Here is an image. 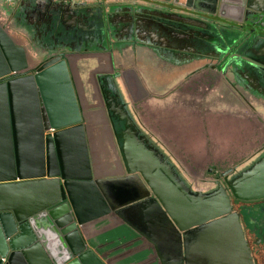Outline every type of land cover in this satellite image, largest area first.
<instances>
[{
	"label": "water",
	"instance_id": "obj_1",
	"mask_svg": "<svg viewBox=\"0 0 264 264\" xmlns=\"http://www.w3.org/2000/svg\"><path fill=\"white\" fill-rule=\"evenodd\" d=\"M13 1V11L0 14V264H108L89 238L98 234L91 225L110 217L149 247L156 264H256L233 200L264 199V157L222 173L225 185L215 180L212 188L195 187L124 111L127 130L117 137L119 159L111 165L117 172L106 173L98 167L91 129L108 118L99 109L97 78L121 83L126 72L114 75L110 53L88 50L84 28L58 25L66 14L84 22L82 12H64L79 9L82 0ZM101 1L96 14H86L100 34H107L103 26L121 4L156 17L223 23L243 36L240 48L245 44L237 57L233 46L226 50L227 66L243 62L264 72V63L249 57L264 50V6L255 0ZM30 2L60 9L48 53L32 50L30 31L13 26L21 5ZM108 31L113 41L115 31ZM89 62L93 69L84 74L94 92L88 105L78 85L85 77L77 79L73 66ZM109 230L106 239L114 236Z\"/></svg>",
	"mask_w": 264,
	"mask_h": 264
},
{
	"label": "crops",
	"instance_id": "obj_2",
	"mask_svg": "<svg viewBox=\"0 0 264 264\" xmlns=\"http://www.w3.org/2000/svg\"><path fill=\"white\" fill-rule=\"evenodd\" d=\"M84 6L95 9L93 3L85 2ZM66 12L76 14L73 8ZM5 13L1 8L0 14L4 16ZM149 13L146 9L131 11L129 15H125L124 11H113L107 20V26L114 31L118 28L112 35L117 41L113 40L110 43H106L105 40L103 42L99 30L95 28L96 24H90V20L87 21L86 18L84 22H79L67 14L65 19L59 18L58 25L72 26L80 30L84 28L91 36L90 40L82 39L88 49L91 51L95 47L98 54L110 53L112 60L118 52L125 57L151 56L153 67L156 70H159L156 68L159 67L164 74L151 71V80L146 79L142 64H139L141 65L139 67L136 64L129 67L128 63L132 62L126 60L127 68L119 69L113 66V74L124 72L126 74L122 77L121 83L118 82V86L111 85L117 87L118 91L121 88L122 92L119 91V94L128 105L127 108L136 123L138 122L137 125L140 126L138 129L141 128L144 135L151 137L153 143L167 153L187 179L200 181L207 177L206 175L214 176L213 171L232 169L256 155L264 145V107L254 100H249L248 103L233 93L237 92L232 83L233 63L228 66L226 72L219 69L220 65L216 66V60H220L221 55L215 56L216 52L210 45L212 35L204 30L199 33L192 19L180 16L179 20L176 19L170 24L166 23L164 18H155L156 16L148 18ZM124 18L126 20L122 21ZM16 19L17 31H30L31 37L28 40L32 47L43 52L49 49L46 43L50 37L56 35L51 33L50 28L56 26L55 22L44 21L31 26L32 23L28 25L29 21L27 22L20 13H17ZM181 19L185 21L181 23ZM141 22H144L143 26ZM147 24L153 29L156 25H162L165 33L159 36L153 34L147 29ZM101 40L103 43L100 44ZM66 42L74 43L73 40ZM99 44L101 47L104 45L106 50L97 48ZM155 59L158 61L155 62ZM239 64L246 67L239 69L242 74L252 78V72L248 70L251 66L243 62ZM211 65H215L216 68ZM73 68L76 78H80L81 65H75ZM87 81L78 79V85L84 102L89 105L92 102L90 92H94V85L92 81ZM88 83L92 84L91 87ZM197 85H202L205 89H198L201 92L198 93ZM226 116L236 120L241 136L239 134H233V137L232 134L226 136L224 133L221 135V132H217L219 128L212 127V123ZM208 121L207 126L205 122ZM190 129L199 138L194 149L187 140V135H190L188 133H191ZM92 131L98 167L106 173L117 172L111 168V165L117 162L119 153L110 131L107 127ZM222 136L227 137L229 145ZM105 159L108 163L104 162ZM91 226L98 234L89 239L96 244V250L105 257L108 264H156L155 259H151L149 247L124 224L110 217ZM107 228L113 231L114 236L106 239Z\"/></svg>",
	"mask_w": 264,
	"mask_h": 264
},
{
	"label": "flooded vegetation",
	"instance_id": "obj_3",
	"mask_svg": "<svg viewBox=\"0 0 264 264\" xmlns=\"http://www.w3.org/2000/svg\"><path fill=\"white\" fill-rule=\"evenodd\" d=\"M92 3L95 6L98 5L97 0H95ZM61 5H62V9L64 10L66 8L67 4H62V2H61ZM121 5L122 6L120 8L115 9V10H116V12L124 11L125 15H129V13L131 11H135V10L139 11L140 9L144 10V8H139L137 6H132L130 4H121ZM255 6L257 8L263 7L264 6V0H255ZM7 8H8V11H10V10H11V12L13 11V7L11 4H8ZM56 8H57V10L60 11V9L58 7H56ZM56 8H55V10H56ZM77 9L78 8H73V11L82 12V16L84 18H86V14H90V13L96 14L99 11L98 8H97L98 11L94 10L93 8H92L93 9V11H92L91 8H88L84 5H81L79 7V9L78 10ZM81 9H83V10H81ZM66 11H68V9L64 10L65 13H66ZM147 11L150 12L149 10H147ZM14 13H16V12H14ZM149 14H151V15L148 18H153L156 16V14H152V13H149ZM49 15H50V17L52 16L51 14H49ZM66 16H67V14H66ZM142 16L146 17V15H144V14ZM110 17H111V15L109 16V18ZM155 18H157V17H155ZM161 18L162 19L164 18L163 20L167 21L166 23H170V24H173L176 19L177 20L180 19V18H176V17L173 18L172 16L170 18L160 17V19ZM45 19H47V18H45ZM52 20H54V18L47 20V21L51 22ZM125 20H126V18H124L122 21H125ZM157 20H159V19H157ZM181 20H182L181 23H183L184 19H181ZM16 23H17V19L15 18L14 22H13V26L15 27V29H16ZM138 23L140 24L139 21H138ZM194 24L197 26L195 28L199 29V31H200L199 33H201V31L204 30V31H206V33H209L212 35L211 36L212 43L210 45L216 52L215 56L221 55L220 60H216V64H217L216 66L218 67V65H220L219 69H221L222 72H226L228 70V66H227L226 62L229 58H227L228 56L225 55V52H227L226 50H228V48L230 46H233V49H235L234 52L237 53L236 54V57H237V55H239V53L242 52L243 49H245L244 48L245 44L242 46L243 48L239 47V42L241 40H244L243 36L238 35L233 31H230V29H228L226 27V24L223 25V23H219L218 28H216V25H214L212 23L203 24V23L194 22ZM28 25H29V23H28ZM50 28H53V26ZM154 30L158 31V32L165 33L163 31L164 29L162 28V25L154 26ZM100 35L102 36L100 38H102V40L104 42L105 34L102 33ZM102 40H101L100 44L103 43ZM100 44H99V46H97V48H101L102 50H106V47L104 45H103V47H101ZM210 45H209V47H210ZM51 49L52 48H49L47 51L45 50L43 52L40 49L32 47V50H35V51L38 50L37 52H40V53H48ZM92 50H94V52L96 54L99 53V52H96L95 47ZM231 53H232V50L230 51V54ZM231 55L233 56V54H231ZM139 57L140 56H137V55H131V56L129 55V56L125 57L124 55H122L121 52H118L117 54H115V56H113V66H116L119 69L127 68V67H125V61L128 60V61L132 62V64L127 62L129 67L134 66V64H136L139 67V66H141V65H139V64H141ZM249 57L252 58L253 60H255L254 62H258V63L262 64V63H264V50H262V51L257 50L256 53L255 52L251 53V55ZM229 60H231V59H229ZM84 61H87V60L84 59ZM239 63L240 62H238V63L234 62L232 64L233 70H234V79L232 80V83L234 85V90L237 91V92L233 91V93L238 98L245 99L248 103H249V100H254L255 102H258L259 104H262L264 107V72L261 69L256 68V66L250 65L251 66L250 69L247 68L248 70H250L252 72L251 73L252 78H250L249 75H243L241 70H239L245 66V65L243 66L242 64H239ZM211 66L213 68L214 67L216 68L215 65H211ZM90 67H92V68H90ZM87 68H90V71H92V69H93L92 63H90V62H89V64L86 63L85 66L81 65V73L84 77H85V74H84L85 71L84 70ZM146 68H147L148 73H151V71H152L151 68L149 66H146ZM244 68H246V67H244ZM116 74H114V75H116ZM97 77H98V75H97ZM85 79L87 80V77H85ZM110 79L111 78H100V79L97 78L98 85L100 87L99 89L101 90L100 96L102 97V100L104 103V106L100 107L99 109H104L106 111L105 114L108 118L106 120H103L102 123L100 124V126L97 125L95 122L94 123L92 122L91 129H100L103 127H107L108 130L110 131L111 135H112L114 145L117 147V149L119 151V146H118L119 144L117 141V137L118 136L121 137L122 133L126 132V130H127L126 120L122 116L124 114L123 112L127 111L128 105H126L124 103L123 99L121 98L119 91H118V88L117 87L114 88L112 86V85L118 86V83L116 81H114V79L113 80L112 79L110 80ZM89 85L91 87L92 84H89ZM109 116H110V118H109ZM133 118L134 117L132 116V119ZM135 122H136V120H135ZM263 157H264V145L260 149V151L256 154L255 160L263 158ZM118 159H119V157H118ZM105 160H104V162L108 163L107 159H105ZM226 171L227 170L221 171L218 174H217V171H213L212 174L214 176L208 175L207 177L200 179V181L199 180L198 181H195V180L191 181V180L187 179L185 176H183V177L192 186L206 187L207 186L206 183H208V188H212L215 185L209 181L218 180L223 185H225V180L227 177H222V178H219V177L222 173H224ZM233 209H234V212H237L239 214V217H240V220H241V223H242V226L244 228L245 235H246V239L248 241V245H249L250 251L252 253V256L255 260V263L256 264H264V199H259L256 201H239V200L234 199L233 200Z\"/></svg>",
	"mask_w": 264,
	"mask_h": 264
},
{
	"label": "rangeland",
	"instance_id": "obj_4",
	"mask_svg": "<svg viewBox=\"0 0 264 264\" xmlns=\"http://www.w3.org/2000/svg\"><path fill=\"white\" fill-rule=\"evenodd\" d=\"M75 1V4H77V2H79L80 0H74ZM94 2L95 0H82V3L83 2ZM13 2H15L16 4H15V7H19L20 5H19V3L18 2H16V1H13ZM13 2L12 3H10L9 2V0H0V10H1V8H2V11H4V12H6V14H7V10H8V8H7V6H8V4H11L12 5V7L14 6V4H13ZM97 4L98 5H100V6H102L103 5V3H102V1L101 0H97ZM6 10V11H5ZM78 10V9H77ZM81 10H83V9H81ZM56 10H55V7H54V4H53V6H51L48 10H41V8H40V6H36V5H34V3H28V4H24V5H21V7H20V9L18 10V13H20L21 14V16H23V17H25L27 20H30V19H33V20H36L37 19V17L40 15L41 16V14H44V13H46L45 15H47V16H41V17H39L37 20H36V22L38 21L39 23H42V22H46L47 23V20H50V19H52V18H54V14L56 15V13L57 12H55ZM50 13L52 16L50 17V15L49 14H47V13ZM89 15V14H88ZM106 15H108V14H106ZM45 18H47V19H45ZM98 22V21H97ZM144 22H142L141 23V25L143 24ZM106 25H107V22L105 23ZM104 24V25H105ZM103 26V28L104 29H106L107 30V34H105V33H103V34H105V36H104V38H105V41H106V43H110V39H111V37H110V33H109V28H108V26ZM140 25V26H141ZM144 25V24H143ZM142 25V26H143ZM147 29L150 31V32H152L153 34H157L158 36H159V34H161V35H163L162 33L163 32H157V31H155L151 26H149L148 24H147ZM118 30V28H116V30L115 31H117ZM81 31V30H80ZM114 31V29L112 28V32ZM139 31H140V29H139ZM99 33V32H98ZM115 33V32H114ZM116 35V34H115ZM81 37H83V38H86V39H91V36H89V34L88 33H86L85 31H81V35H80ZM117 38L116 37H114V40L115 41H117L116 40ZM152 43H154L153 41H152ZM91 48H93L92 46H91ZM139 60H140V62H141V64L143 65V67H144V69H143V74H144V76L146 77V79H148L149 78V80H151V74L150 73H148V71H147V68H146V66H149L150 68H151V70L152 71H154V72H156V73H161L162 71L160 70V68L159 67H156V68H158L159 70H156L154 67H153V65H152V58H151V56H144V58L143 57H139ZM156 60L157 59H155V62H156ZM158 61V60H157ZM225 68V67H224ZM223 68V69H224ZM163 74H164V72H162ZM215 84H217V83H215ZM196 87V86H195ZM194 87V88H195ZM159 89V88H158ZM203 90V89H205L204 88V86H202V85H197V90ZM198 90V93H201L200 91ZM119 91L120 92H122V90H121V88L119 89ZM138 123V122H137ZM208 123H209V121L208 122H205V124L208 126ZM140 127V126H139ZM212 127L213 128H219L218 130H217V132H221L220 134L222 135V133H224L226 136H230L231 134H232V137H233V134H239L240 136H241V134H240V130H239V128H238V126H237V124H236V120L235 119H230V117L229 116H226V117H223V118H219V120H217V121H215L214 123H212ZM212 128V129H213ZM191 130V129H190ZM214 131H216L215 129H213ZM186 131V130H185ZM184 131V132H185ZM188 134H190V135H187V140H189V144H190V147L191 148H193L194 149V147H195V145H196V141H197V139H199L197 136H195V134H194V132H193V130H191V133H188ZM222 138H224V140H225V142L226 143H228V145H229V141H228V139H227V137H224V136H222ZM235 139V138H234ZM219 142H220V139H219ZM230 142L232 143V138L230 139ZM219 172H221V169H218V171H217V174L219 173ZM206 176H208V175H206Z\"/></svg>",
	"mask_w": 264,
	"mask_h": 264
},
{
	"label": "trees",
	"instance_id": "obj_5",
	"mask_svg": "<svg viewBox=\"0 0 264 264\" xmlns=\"http://www.w3.org/2000/svg\"><path fill=\"white\" fill-rule=\"evenodd\" d=\"M127 111L129 112L128 108H127Z\"/></svg>",
	"mask_w": 264,
	"mask_h": 264
}]
</instances>
